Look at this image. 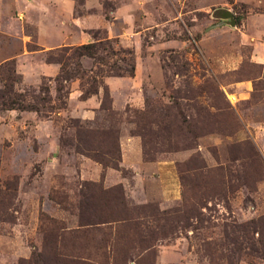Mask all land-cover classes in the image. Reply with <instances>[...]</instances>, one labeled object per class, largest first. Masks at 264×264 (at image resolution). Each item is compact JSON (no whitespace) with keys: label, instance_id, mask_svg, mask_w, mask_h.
Masks as SVG:
<instances>
[{"label":"rangeland","instance_id":"obj_1","mask_svg":"<svg viewBox=\"0 0 264 264\" xmlns=\"http://www.w3.org/2000/svg\"><path fill=\"white\" fill-rule=\"evenodd\" d=\"M105 39L132 76L81 57L55 81L48 58ZM0 66V92L46 99H0V264L100 259L102 239L126 264H264V0H0ZM100 209L121 221L81 225Z\"/></svg>","mask_w":264,"mask_h":264},{"label":"trees","instance_id":"obj_2","mask_svg":"<svg viewBox=\"0 0 264 264\" xmlns=\"http://www.w3.org/2000/svg\"><path fill=\"white\" fill-rule=\"evenodd\" d=\"M111 41L105 39L104 41H94L91 43L79 45L77 47H63L56 54L48 58V61L54 62L59 66L58 75L55 78V81L58 83L60 81L66 82L70 78H78L81 79L84 76V73L78 72L76 68L69 69L70 64L76 65V60L81 57H87L90 59H96L100 62L102 66H104L105 72L111 76H132L134 71L133 59L130 51L123 50L121 48H117V50H113L111 47ZM99 54H110L116 57V60L120 61L122 65L102 63V59L99 57ZM1 69V66H0ZM1 71V70H0ZM94 79L90 78V80H86V83H90L91 90L88 93H93L92 91V83ZM5 92H0L1 104L8 108H17L21 110H32L39 111L38 107L39 103L46 102V99H39V101H34L35 104H27L25 103V98L21 96L14 95L12 91H10L9 86H4ZM61 90L57 88V91ZM15 106V107H13ZM41 106V105H40ZM42 107V106H41ZM114 166V165H113ZM15 201V181L13 179L0 181V222L9 223L12 221V213L15 211L14 208ZM97 206H95L94 211L97 210ZM99 212H102L103 215H98L99 219L97 222L92 221L89 217H86L81 225H94L101 224L103 229H110L111 223L121 220H116V215L112 213H106L103 209H100ZM257 228L255 227V223L252 222L251 225H233L234 229L242 232H246V228ZM260 228V227H259ZM98 231H100V228ZM263 233L258 232V236L260 237L258 243L260 244L261 250L260 254L262 258H264V239L262 238ZM107 239H102L101 245L95 247V254H98L100 259H96L92 254H85L83 256L72 255L68 253H62L59 256H56L57 251L53 250L52 254H55V260H57L60 264H126L127 261V253H118V251H114L111 246L106 247ZM234 244L237 246V242L234 241ZM99 252V253H97ZM94 254V255H95ZM96 256V255H95ZM97 257V258H98ZM58 258V259H56ZM135 264V263H134Z\"/></svg>","mask_w":264,"mask_h":264},{"label":"water","instance_id":"obj_3","mask_svg":"<svg viewBox=\"0 0 264 264\" xmlns=\"http://www.w3.org/2000/svg\"><path fill=\"white\" fill-rule=\"evenodd\" d=\"M220 15L219 19L225 21L229 26L233 27L234 26V20L232 18V15L229 11L227 10H219Z\"/></svg>","mask_w":264,"mask_h":264}]
</instances>
